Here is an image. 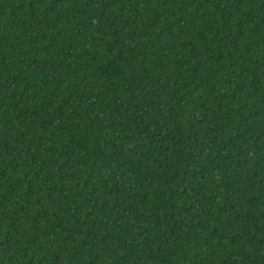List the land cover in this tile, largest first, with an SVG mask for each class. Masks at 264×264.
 I'll use <instances>...</instances> for the list:
<instances>
[{
	"label": "trees",
	"instance_id": "trees-1",
	"mask_svg": "<svg viewBox=\"0 0 264 264\" xmlns=\"http://www.w3.org/2000/svg\"><path fill=\"white\" fill-rule=\"evenodd\" d=\"M0 264H264V0H0Z\"/></svg>",
	"mask_w": 264,
	"mask_h": 264
}]
</instances>
